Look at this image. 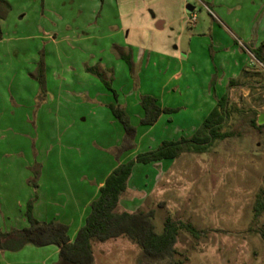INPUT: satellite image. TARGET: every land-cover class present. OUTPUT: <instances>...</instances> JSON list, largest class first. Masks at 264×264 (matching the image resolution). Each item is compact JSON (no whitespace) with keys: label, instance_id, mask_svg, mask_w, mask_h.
<instances>
[{"label":"rangeland","instance_id":"1","mask_svg":"<svg viewBox=\"0 0 264 264\" xmlns=\"http://www.w3.org/2000/svg\"><path fill=\"white\" fill-rule=\"evenodd\" d=\"M4 1L0 232L29 225L26 212L28 202L37 200L35 187L47 189L43 199L47 207L57 193L70 197L65 186L75 185L80 175L63 176L56 174L57 169L98 179L102 165L108 166L104 145L115 142L120 128L124 131L114 116L112 126L97 117L95 126L65 127L64 117L57 118L55 111L44 107L48 99L49 106L55 107L56 95L41 90L34 76L43 63L44 87L49 90L56 88L55 81H47L45 75H91L96 85L84 79L66 82L65 88L86 87L98 99L112 96L116 103L114 91L103 79L109 81L118 93V104L127 107L137 127L133 149H140L139 145L155 149L164 138L191 137L215 106L213 102L228 95L229 112L222 130L232 136L201 152L184 150L159 164H137L134 191L126 195L137 202L134 212L154 210L158 234L168 218L189 223L197 233L180 227L175 255L153 262L144 260L142 249L126 237L93 240L94 264H264V209L255 215L257 201L264 203V123H258L264 112V0ZM188 5L196 14L193 24L188 22ZM158 21L164 22L162 29L156 28ZM118 52L129 57L117 61ZM142 52L146 53L143 61ZM101 62H107L108 68ZM233 62L238 73L230 85L224 76ZM179 67L183 78L163 87ZM145 94H155L165 106L176 108L153 128L140 124L136 116ZM78 98L64 93L61 102L71 108ZM111 153L116 161L115 152ZM42 164L49 175L40 177ZM56 249V245L32 244L19 251L0 248V264H55Z\"/></svg>","mask_w":264,"mask_h":264},{"label":"trees","instance_id":"2","mask_svg":"<svg viewBox=\"0 0 264 264\" xmlns=\"http://www.w3.org/2000/svg\"><path fill=\"white\" fill-rule=\"evenodd\" d=\"M4 5L5 1L0 0V16ZM43 74V63H40L34 76L40 80L41 90H45ZM98 76L102 78V75ZM103 80L117 97V92L111 87V83ZM234 83L235 80H230V85ZM140 103L144 111L140 119V124L143 125H153L163 112L171 113L176 110V108L161 107L158 99L151 94L143 95ZM109 107L124 128L121 143L115 149V155L119 158L123 153L135 147L137 127L132 123L123 105L111 103ZM228 112V95L226 94L217 100L215 106L191 137L163 140L157 148L140 152L135 157L118 164L106 177L97 198L91 202L85 221L73 240L69 235L68 224L59 220H38L32 213L34 201L32 199L28 202L26 212L29 225L11 232H0V248L19 250L27 244L38 247L56 245L59 248L56 264H93V240L102 242L126 237L142 249L143 258L148 262L172 258L176 253L175 243L178 229L184 228L194 235L197 231L189 223H177L168 218L165 221L163 233L158 234L152 221L153 209L136 212L117 211L121 195L128 187V180L136 163L149 164L164 159H174L184 150L201 152L208 149L215 141L232 136V132L222 130ZM263 209L264 203L259 199L255 207V215H259Z\"/></svg>","mask_w":264,"mask_h":264},{"label":"crops","instance_id":"3","mask_svg":"<svg viewBox=\"0 0 264 264\" xmlns=\"http://www.w3.org/2000/svg\"><path fill=\"white\" fill-rule=\"evenodd\" d=\"M163 27H164V22L158 21L156 24V28L162 29ZM3 42H4L3 40H0V44ZM175 53L177 56H179L178 52H175ZM145 54L146 53L144 52L139 54V57L142 56V61L145 58ZM123 57H129V56L127 54L125 55L119 52L116 53V55L114 56V58L117 61H119V59L122 60ZM133 60L135 61V58H133ZM177 62L181 65L184 64L183 63L184 60L181 59L180 57H178ZM102 63L107 69L108 68L107 62H101V64ZM44 64H45V69L47 70V61L44 62ZM234 65H235V62H233L232 65L230 66L231 71L229 73H225V75L227 76H224V77L228 78V81L232 79L235 80V77H236L235 75H237L238 73L236 70V67L238 68L237 66L238 64H236L235 66ZM33 70H34L33 68L32 69L30 68L31 74L32 73L34 74V72H32ZM193 70L195 69H192V71L191 70L189 71L193 73ZM184 75H185L184 70H181V67L174 68V70L171 72V74L168 76V78L163 83V87L169 86L171 82H176V81L181 80ZM208 75H211V74L209 73ZM111 76L113 79V76L115 77L116 75H110V77ZM90 77L92 76L91 75H45V78L47 81L48 79H52V78L55 81L53 84V88L56 87L55 89H52V90H49L48 88H45V89H47L48 93H52L54 96L56 95L57 100L56 99L52 100L53 102L56 101L55 107L54 105L51 107L49 106V102H48L49 99L46 100V105H44V107L46 106L48 111L49 110L55 111L56 112L55 116L57 118L64 117V120L67 121L65 124L67 126L65 127H68L69 129L77 128L76 125H79V127L82 129L91 127V125L95 126L96 125L95 121H97V117L104 118L106 123H108L110 126L116 124V121L113 118L114 115L109 107V104L114 103L112 96L110 97L106 95V97L102 98L101 100V99H98L96 97V94L93 93L91 90H89V88H86V87L84 88L83 87L82 88H77V87L76 88L75 87L65 88L66 82L68 83L70 81H75V80L80 81L84 79L91 80V81L93 80L94 81L93 85H96L95 78L92 77L91 79ZM224 77L221 80L223 82L224 80H226ZM175 84L177 85V83ZM34 92L36 91L34 90ZM171 92H173V90ZM64 93H73L75 95H78V97L80 98H78V101L75 100V102L72 105H70L72 106L71 108L69 106H66L64 108V104L62 105V102H61V96ZM102 94H104L105 96V94L107 93L102 92ZM152 95L154 96L155 94H152ZM156 97L161 107H171V106H165V104H163V102L160 100V97L158 96ZM118 101L120 100H119V96L117 93L116 103H118ZM214 103H216V101H214L213 104ZM125 108L127 109V107ZM141 108L136 111L137 112L136 116L138 117L139 121L144 115V111ZM64 112H65V115H64ZM165 114L166 112H163L159 116L158 120L153 125H147V126H149V128H153L157 126L165 118ZM123 134H124V131L123 129L120 128L115 142L110 141L107 145H104L103 148L105 149L106 154H109L108 159L106 160L108 162V166L102 165L104 169L98 179L94 177L92 178V180H90L91 178L89 179L88 174H85V173L80 174L78 171H75L73 169H67V168L64 169L63 167L59 168V170L57 169L56 174H60V175L62 174L63 176H70V175L79 176L80 175L79 178H77L75 185H73L72 183H69L67 186H65V190H67V192H69L70 194L69 198L67 199L62 198L63 197L62 195L58 196L59 194H62V193L61 192L59 194L57 193L56 195H53V197L51 198L49 202L50 204H52V206L47 207V205L44 204V200H43L47 197V193H45L47 189H41L42 187L40 185L35 187L34 189L37 192L38 196H37V200H35V202L33 203V208H32L33 215L40 221L59 220L61 222L68 224L69 225V235H70L71 240H73L77 234L78 229L83 225L85 221V218L90 209L91 202L95 198H97V196L99 195L100 187L104 184L106 177L113 171V169L118 164L135 157L138 153L153 149L151 148V146H148V148L145 149L141 147L142 145L141 146L139 145L140 149L136 148L131 151L125 152L116 161H114L111 158V154H112L111 152L113 151L115 152L116 147L119 145V142H121L122 140ZM163 140H168V139L164 138L162 139V141ZM44 164L47 166V161H45ZM44 164H42V167L40 169V177L45 174L49 175V169L45 168ZM137 164L139 163H136L133 167L132 174L128 180V187L126 191L121 195L120 202L117 207V211L119 212L124 211V210L129 211V212H134L133 207L137 205L136 204L137 202L132 197L126 199L128 197L126 195L129 194L128 192L131 193L132 191H134L132 182L134 180ZM155 164H159V162H156ZM90 181L91 183H89ZM57 191H59V189H57ZM40 192H42L43 195ZM55 197L57 198L55 199ZM51 216L53 218H51ZM23 248L19 250H22ZM55 253H59L58 246H57V249L55 250ZM94 260H95V256H94Z\"/></svg>","mask_w":264,"mask_h":264},{"label":"water","instance_id":"4","mask_svg":"<svg viewBox=\"0 0 264 264\" xmlns=\"http://www.w3.org/2000/svg\"><path fill=\"white\" fill-rule=\"evenodd\" d=\"M186 9H187V11L192 12L193 11V6L188 5ZM258 123L259 124L264 123V112H262V113L259 114Z\"/></svg>","mask_w":264,"mask_h":264},{"label":"built area","instance_id":"5","mask_svg":"<svg viewBox=\"0 0 264 264\" xmlns=\"http://www.w3.org/2000/svg\"><path fill=\"white\" fill-rule=\"evenodd\" d=\"M196 21V14L194 12H190V16L188 17V22L193 24Z\"/></svg>","mask_w":264,"mask_h":264}]
</instances>
